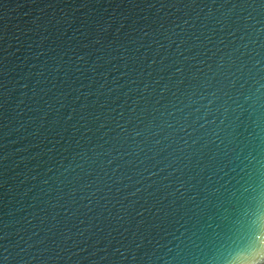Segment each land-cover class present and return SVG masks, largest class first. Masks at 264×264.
I'll list each match as a JSON object with an SVG mask.
<instances>
[{"label": "water", "instance_id": "water-1", "mask_svg": "<svg viewBox=\"0 0 264 264\" xmlns=\"http://www.w3.org/2000/svg\"><path fill=\"white\" fill-rule=\"evenodd\" d=\"M0 264H264V0H0Z\"/></svg>", "mask_w": 264, "mask_h": 264}]
</instances>
